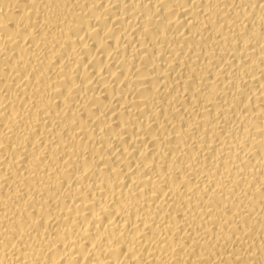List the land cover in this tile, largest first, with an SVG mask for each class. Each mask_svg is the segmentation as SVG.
<instances>
[{
  "label": "bare ground",
  "instance_id": "obj_1",
  "mask_svg": "<svg viewBox=\"0 0 264 264\" xmlns=\"http://www.w3.org/2000/svg\"><path fill=\"white\" fill-rule=\"evenodd\" d=\"M0 264H264V0H0Z\"/></svg>",
  "mask_w": 264,
  "mask_h": 264
}]
</instances>
